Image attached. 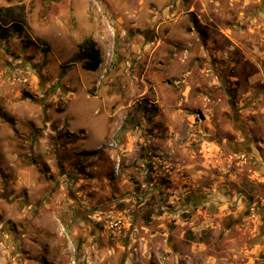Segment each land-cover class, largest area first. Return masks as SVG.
Returning <instances> with one entry per match:
<instances>
[{
  "label": "rangeland",
  "instance_id": "rangeland-1",
  "mask_svg": "<svg viewBox=\"0 0 264 264\" xmlns=\"http://www.w3.org/2000/svg\"><path fill=\"white\" fill-rule=\"evenodd\" d=\"M14 24L0 264H264V0H0Z\"/></svg>",
  "mask_w": 264,
  "mask_h": 264
},
{
  "label": "trees",
  "instance_id": "trees-1",
  "mask_svg": "<svg viewBox=\"0 0 264 264\" xmlns=\"http://www.w3.org/2000/svg\"><path fill=\"white\" fill-rule=\"evenodd\" d=\"M19 27L14 24L12 28H2L0 27V35L2 37H7L9 31L18 32ZM77 52L79 58L82 61V68L86 71L96 72L102 64V54L97 46V43L92 38H86L77 46Z\"/></svg>",
  "mask_w": 264,
  "mask_h": 264
},
{
  "label": "flooded vegetation",
  "instance_id": "flooded-vegetation-1",
  "mask_svg": "<svg viewBox=\"0 0 264 264\" xmlns=\"http://www.w3.org/2000/svg\"><path fill=\"white\" fill-rule=\"evenodd\" d=\"M205 197H200V196H192V195H188L185 196L179 206L180 208H185L187 210V212L189 213L190 210H195V211H200V213H203L205 211V209H209L210 204L207 202H205ZM170 209V207H169ZM256 211H258L259 214L263 215V211H264V204L261 206V208H255ZM191 214L187 215V218H189ZM186 218V217H185Z\"/></svg>",
  "mask_w": 264,
  "mask_h": 264
},
{
  "label": "built area",
  "instance_id": "built-area-1",
  "mask_svg": "<svg viewBox=\"0 0 264 264\" xmlns=\"http://www.w3.org/2000/svg\"><path fill=\"white\" fill-rule=\"evenodd\" d=\"M109 29H110V31H112L111 28H109ZM112 33H113V32H112ZM115 144H116V141H115V135H113V136L110 138L109 142L107 143V147L112 148V147L115 146ZM117 173H118V166L115 167V174H117Z\"/></svg>",
  "mask_w": 264,
  "mask_h": 264
},
{
  "label": "crops",
  "instance_id": "crops-1",
  "mask_svg": "<svg viewBox=\"0 0 264 264\" xmlns=\"http://www.w3.org/2000/svg\"><path fill=\"white\" fill-rule=\"evenodd\" d=\"M98 70H99V69H98ZM81 131H82V130H81ZM83 133L86 134V131H83ZM101 133H102V132H101ZM102 136H103L102 138H104V134H102ZM82 141L85 142V145L88 147V145H89L88 142H89V141H84V139H83ZM102 142H103V140H102ZM89 143H90V142H89Z\"/></svg>",
  "mask_w": 264,
  "mask_h": 264
},
{
  "label": "water",
  "instance_id": "water-1",
  "mask_svg": "<svg viewBox=\"0 0 264 264\" xmlns=\"http://www.w3.org/2000/svg\"><path fill=\"white\" fill-rule=\"evenodd\" d=\"M244 138H245V140L247 141L248 140V138L246 137V136H244ZM257 167V166H256ZM258 168V167H257ZM259 170V169H258ZM261 172H264V170L263 171H261Z\"/></svg>",
  "mask_w": 264,
  "mask_h": 264
}]
</instances>
